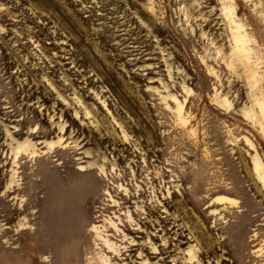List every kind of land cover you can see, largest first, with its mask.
I'll return each mask as SVG.
<instances>
[{"label": "rangeland", "instance_id": "374dc122", "mask_svg": "<svg viewBox=\"0 0 264 264\" xmlns=\"http://www.w3.org/2000/svg\"><path fill=\"white\" fill-rule=\"evenodd\" d=\"M258 181L264 0H0V264H264Z\"/></svg>", "mask_w": 264, "mask_h": 264}, {"label": "clouds", "instance_id": "9594fccd", "mask_svg": "<svg viewBox=\"0 0 264 264\" xmlns=\"http://www.w3.org/2000/svg\"><path fill=\"white\" fill-rule=\"evenodd\" d=\"M189 163L192 165V167L187 172L185 177L191 178V182L186 185L187 188L191 190L193 184H197V186H199L200 165L195 160H190ZM80 173H84V170L81 169ZM97 178H99V176H97ZM42 179L43 177L40 175H33L32 177V180L34 182H39ZM258 183H264V181H258ZM62 186L72 187L76 189L79 185H75V184L68 185L67 183V184H63ZM187 195H190V191L189 193H187ZM41 198H43V193H41ZM257 202L259 203V201ZM213 204L215 205V207L211 215L214 216L215 218L211 220L210 227L214 231L211 232L210 234L218 237L219 245L222 246L224 241L226 240L229 241V234L227 231V229L229 228V225L236 224L237 223L236 218L246 213L247 207L243 204V201L240 198H237L236 196L224 195V194L216 196L213 200ZM34 211H38V208ZM33 219L36 220L37 217L34 215ZM31 227H32V233L35 234L37 230L40 228V224L34 223L33 225H31ZM95 229H96L95 225L86 227L85 235H88L89 233H93V236H95ZM163 244L165 247H168L167 241H164ZM80 245H81V242L79 240L77 239L71 240V242L65 245V248L61 250L62 258L67 259V256H68L67 249L80 248ZM16 247H19V245L17 244ZM116 247H118V245H116ZM84 248L85 246L82 249L83 264H103V262L99 260H96L95 262L93 260V256L95 255L96 250L99 248V245L96 244L95 239H93V253L92 254L85 253ZM197 251H198V254L192 257V259L189 260L188 264H197V262L201 260L204 254L200 253L199 250ZM151 252L159 254V249L153 248ZM106 255H108L109 257L107 264H111V260L114 254L111 252H106ZM51 258H52L51 254H49V256L44 257L45 260H50ZM160 259L163 260L164 256L161 255ZM145 264H147V261L145 262ZM209 264H211V261H209ZM217 264H220V262L217 261Z\"/></svg>", "mask_w": 264, "mask_h": 264}]
</instances>
